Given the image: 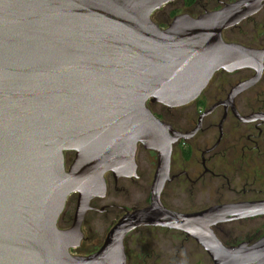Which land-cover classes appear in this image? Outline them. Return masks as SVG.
Segmentation results:
<instances>
[{
    "label": "water",
    "instance_id": "95a60500",
    "mask_svg": "<svg viewBox=\"0 0 264 264\" xmlns=\"http://www.w3.org/2000/svg\"><path fill=\"white\" fill-rule=\"evenodd\" d=\"M171 1L0 0V264H125L124 239L141 227L185 229L214 264H264V237L226 248L212 231L190 227L264 215V203L197 216L163 207L173 145L183 136L148 108L185 107L217 73L253 69L223 102L234 108L261 81L264 49L226 43L223 32L256 14L242 8L261 0L180 16L162 30L151 17ZM139 143L160 155L151 206L124 216L96 254L72 256L91 200L106 195L105 174L134 176ZM68 152L75 160L67 171ZM73 195L74 223L61 231Z\"/></svg>",
    "mask_w": 264,
    "mask_h": 264
},
{
    "label": "flooded vegetation",
    "instance_id": "af4514ba",
    "mask_svg": "<svg viewBox=\"0 0 264 264\" xmlns=\"http://www.w3.org/2000/svg\"><path fill=\"white\" fill-rule=\"evenodd\" d=\"M241 1L243 0H173L155 11L151 20L160 29L166 30L177 17L188 16L196 19ZM256 9V14L223 32L226 43L251 45L258 42L259 46L251 45L253 49H264V0L244 5L242 8L247 12ZM226 73H217L200 98L185 107L169 109L160 106L165 113H155L151 109L152 103H148V108L160 121L183 136L173 145L169 175L160 197L163 207L172 213L197 216L225 206L264 203V88H258L264 80V73L257 86L235 99L234 108L230 105L224 106L223 102L236 85L227 90L222 83L216 88L223 96L212 97L215 101L209 105L208 98L214 90L211 88L214 80L217 75ZM241 82L244 81L239 83ZM200 102L203 106L199 105ZM189 110H192L193 116H198L197 120L190 116V112L187 113ZM224 118L221 133L220 124ZM214 128L219 130L218 136L212 131ZM151 156H155L157 160L155 170L154 165L148 162ZM158 157L157 152L139 144L135 156V175L117 179L113 173L107 174L106 195L93 200L88 212L110 214L119 210L122 216L116 226L127 214L149 208L152 188L143 208L129 210L116 202L102 205L101 208L98 205L111 193L113 197L128 196L133 194L141 181L144 183L146 179L151 180L153 177L154 182ZM261 221L264 222V215L233 216L203 230L201 227L204 225L200 222H195L190 227L197 234H205L210 230L224 247L238 248L242 245H254L264 237V223L261 225ZM186 227L189 228L187 225ZM59 229L69 230L62 227ZM145 230L156 231L162 235H155L153 239L136 237ZM82 238L83 241L84 237ZM123 244L125 264H179L184 248H199L206 252L199 238H194L185 229L165 227L135 229L125 237ZM168 252H171L170 257L167 256ZM206 254L208 255L207 252Z\"/></svg>",
    "mask_w": 264,
    "mask_h": 264
},
{
    "label": "rangeland",
    "instance_id": "374dc122",
    "mask_svg": "<svg viewBox=\"0 0 264 264\" xmlns=\"http://www.w3.org/2000/svg\"><path fill=\"white\" fill-rule=\"evenodd\" d=\"M239 41V40H236ZM260 42V41H259ZM251 45L259 46L258 42H253ZM238 74H224V75H217L216 80L213 82V86H211L213 92L209 95L208 104L211 105L215 98H212L216 95H219L221 98L223 94L221 92H218V89L216 86L218 84H223L224 88L228 90L229 87L237 85L240 81H246L250 79L253 76V72L251 73L250 70H244L237 72ZM260 88H264V80L260 84ZM161 105L159 104H152V110L155 113L164 112L161 108ZM192 110L187 111V113L190 112V116L194 117L195 120L198 119V116H193V113L191 114ZM165 113V112H164ZM217 123V122H216ZM215 133V136H218L219 130L217 128H214L212 130ZM150 164L155 165L157 164V160L155 156L149 157ZM75 160V153L74 152H68L65 154V164H66V170L68 171L70 166L72 165L73 161ZM153 177L151 180L146 179L145 182L141 181L138 188L133 192V194L128 196H112V193L108 195L106 200L104 202H100L98 205L99 208H101L102 205L110 204L112 202H116L119 206L125 208V209H139L143 208L146 205V201L148 200V194L152 188L153 185ZM116 198V199H114ZM103 201V200H99ZM77 204H78V196L73 195L71 196L66 204L64 213L60 217L59 221V228H69L73 226L75 214L77 210ZM122 216V212L117 210L114 212L106 213V214H99L95 212H87L83 225H82V234L84 237V240L80 244V246L76 250L71 251V255L75 257H90L98 252V250L104 245L109 233L114 228L117 221ZM264 222L261 221V225ZM139 236H136L137 238H149L153 239L156 236L155 235H162L160 233H157L156 231H141V233L138 234ZM262 235H264V232H262ZM192 249V248H190ZM188 250V248H184L181 260L179 264H214L213 261H211L210 257L206 254V252H203V250L196 248L193 250ZM165 252V251H164ZM168 257H170L171 252L167 253Z\"/></svg>",
    "mask_w": 264,
    "mask_h": 264
},
{
    "label": "bare ground",
    "instance_id": "6f19581e",
    "mask_svg": "<svg viewBox=\"0 0 264 264\" xmlns=\"http://www.w3.org/2000/svg\"><path fill=\"white\" fill-rule=\"evenodd\" d=\"M250 71H253V69H251ZM139 144H142V143H139ZM139 144H138V145H139ZM142 145H143V144H142ZM144 146H145V145H144ZM137 147H138V146H137ZM148 149H149V150L151 149L152 151L154 150L155 152H157V153H158V156H159V159H160L159 150L152 149V148H148ZM109 173H113V172H109ZM109 173H106L105 176H106L107 174H109ZM113 174H114V173H113ZM105 176H104V179H105ZM119 178H125V177H124V176H120V177H118V179H119ZM99 198H100V196H99V197H95V198H93V199L91 200V202H92L93 200H95V199H99ZM102 198H103V197H102ZM100 199H101V198H100ZM260 215H261V214H260ZM250 216H255V215H250ZM216 223H218V222H216ZM214 224H215V223H211V224H208V226L210 227V226H212V225H214ZM178 229H179V228H178ZM190 234H191V233H190ZM192 235H193V234H192ZM193 236H194V235H193ZM82 239H83V238L80 239V244H81V242H82ZM79 246H80V245H79ZM79 246H78V247H79ZM78 247H76V248H78ZM72 249H75V248L72 247L70 250H72ZM69 252H70V251H69Z\"/></svg>",
    "mask_w": 264,
    "mask_h": 264
},
{
    "label": "trees",
    "instance_id": "16d2710c",
    "mask_svg": "<svg viewBox=\"0 0 264 264\" xmlns=\"http://www.w3.org/2000/svg\"><path fill=\"white\" fill-rule=\"evenodd\" d=\"M240 45H243V46H245V47H249V48H253V46H251V45H247V44H244V43H239ZM199 105L200 106H203V103H199Z\"/></svg>",
    "mask_w": 264,
    "mask_h": 264
}]
</instances>
